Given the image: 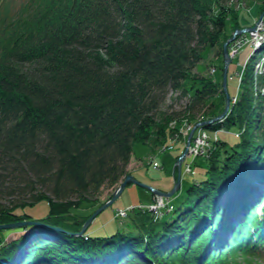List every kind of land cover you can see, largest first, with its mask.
I'll return each mask as SVG.
<instances>
[{
  "label": "trees",
  "instance_id": "1",
  "mask_svg": "<svg viewBox=\"0 0 264 264\" xmlns=\"http://www.w3.org/2000/svg\"><path fill=\"white\" fill-rule=\"evenodd\" d=\"M225 2L0 0V193H13L25 175L32 179L19 204H0V225L33 224L13 241L0 236V264L264 259V77L252 81L251 65L264 59V41L226 117L204 127L215 132L205 176L193 180L178 207L162 215L133 211L130 223H120L124 231L114 226L107 237L88 235L93 222L82 233L92 215L72 213L98 202L103 187L117 188L136 144L174 148L182 114L207 108L202 118L186 120L196 125L224 112L223 84L197 65L207 48L218 49L225 63L226 18L239 17ZM170 94L185 101L181 111L163 109ZM40 202L48 207L45 217L17 213ZM114 219H121L118 212L102 227Z\"/></svg>",
  "mask_w": 264,
  "mask_h": 264
},
{
  "label": "rangeland",
  "instance_id": "2",
  "mask_svg": "<svg viewBox=\"0 0 264 264\" xmlns=\"http://www.w3.org/2000/svg\"><path fill=\"white\" fill-rule=\"evenodd\" d=\"M226 2L225 3L227 4V6L232 7V9H234L235 12L239 14V17H237V19L235 20L233 18L231 19V16H228L226 18L227 23L229 24L228 25L229 28L227 29L229 33V40L234 35L235 30L239 29V25L242 27L241 29H248L252 26L251 22L253 20L255 19L260 20L261 15L263 16L262 19L264 18V12H261L262 10L261 7L262 4L264 3V0H226ZM236 38L241 40V38L242 39L246 38V34L244 35L238 34ZM218 51H219L218 49L207 48L203 53V60L197 65V70L201 75H204L206 77L210 76L218 83L223 84L225 63L223 64L222 59H219L220 56L218 54ZM250 54H251V49L249 47H244L240 51L239 55H237V57L233 59L230 66L228 67V72H227L228 95L232 99L235 96L239 95L241 92L239 79H241L242 74L240 73H242L244 63L246 62V58ZM198 72L192 71V74L194 75L195 73L197 74ZM251 88L253 90V94L257 93V84L256 86H254L252 83ZM213 101H215L218 104L219 100L217 97H213ZM231 101H230V105H231ZM184 103L185 101L179 102L175 99V95L170 94L166 103L163 106V109L164 110L173 109L175 111H181ZM233 103L234 102H232V104ZM206 112H207V108L204 109L199 108L196 112L193 113V116H191V114L189 115L186 113L184 115L182 114L180 116V119L182 121H186L188 118L191 117L192 119L198 120L202 118ZM232 130L237 131L236 128ZM203 132H205L208 135V137L211 139H213V137L215 136V132L212 130L204 129ZM219 135L221 136L222 139H225L231 145H234L238 141V138H236L235 136H231V135L225 136V134L221 132L219 133ZM184 150H185V146L183 144H179V142L174 143L173 150H169L166 152H162L160 149L152 148L149 145L136 144L134 146L132 161L128 166V171L132 170L134 173V177L143 184H146L151 187L154 186L157 189L169 193L174 188V173H175L174 168L178 160L177 158ZM185 158L186 159L188 158V154L186 155ZM153 161L158 162L159 166H155L154 163H152L151 166L150 164ZM184 165L185 163H182L180 188L177 189L176 193L172 197L168 198V200L163 199V197L159 198L160 199L159 201L163 200V202H161V205L163 207L161 211L158 212V214L162 215L163 212L170 210L172 204L173 206L178 207L185 200L188 187L195 181L198 182L202 180V177L205 176L207 162L204 156L196 160V163L191 167V172H186ZM175 177H177V173H175ZM23 178L24 181L22 183L20 181L19 182L17 181L16 183L12 184L14 185L13 187L15 190L12 191L13 193H6L5 189H1L0 204L8 207L15 204H19L26 194H30L29 189L31 186L30 183L32 179H29L28 177H26V175ZM4 179L5 178H3L2 176L0 177L1 180L0 185H2L1 182ZM123 181L124 179L122 178V180L116 185L117 188L115 189H118ZM26 186L29 188H27ZM21 189H25V190L20 192ZM34 190L33 191L36 192L40 189L39 187H36ZM113 191H114L113 187L112 188L103 187L99 191L98 202L85 204L82 208L72 210V213L74 215H77L78 217L93 215L100 208L99 207L100 205L102 206L109 201V198L112 195ZM15 193H17V195H14ZM22 193L25 195H21ZM153 200H154V196L150 191L137 188L134 185H128L127 188L122 193L121 197L117 199V201L112 206L102 211L95 218V220L87 230L88 235H90L91 237L110 236L116 232V230L112 231L114 226L117 227V230L124 231V227L120 225V223H124V222L130 223V218L133 217V213H129L130 216L126 219H120V220L114 219L115 222L114 224H110V228H104L102 227V225H107L109 222H111L112 218L115 216L117 210L119 209L123 210L128 207L137 205L140 202L147 204ZM17 213L20 215L26 213L31 215L34 219H40L41 217H45L47 215L48 207L44 202H40L33 207L24 210H18ZM23 228L24 227L16 228V229H8L4 232H0V236H4L8 240L13 241L24 234V231L22 232L18 231L19 229H23ZM231 259L232 260H229V264H264V259L259 260V259L247 258L241 255L238 256L234 255L231 257Z\"/></svg>",
  "mask_w": 264,
  "mask_h": 264
},
{
  "label": "water",
  "instance_id": "3",
  "mask_svg": "<svg viewBox=\"0 0 264 264\" xmlns=\"http://www.w3.org/2000/svg\"><path fill=\"white\" fill-rule=\"evenodd\" d=\"M253 29H242V30H237V32L235 33V35L232 36V38L230 40H228L224 46H223V55H224V60H225V68H224V82H223V88L225 90L226 93V105H225V110L224 112L217 117L214 120L211 121H205V122H201L198 123L193 130L190 132L189 137H188V141H187V145L189 146L191 143V139L192 136L194 134V132L196 131L197 128L199 127H209L211 126L214 122L221 120L223 118L226 117L229 108H230V97L228 95V90H227V72H228V67L231 63V59L228 53V46L231 42H233L236 38V34H242L244 32H249L252 31ZM188 153V147L185 149L184 153L180 156V158L177 160V163L175 165V170H177V179L175 180L174 183V188L171 192L169 193H162L159 191H156L154 188H152L151 186H148L146 184H143L142 182L136 180L133 178V176L131 175H127L124 178V181L121 183V185L119 186V188L116 190V192L113 194L112 198L106 202L104 205H102L85 223L84 228L82 230V233L87 229L88 226H90V224L94 221V219L105 209L109 208L110 206H112L117 199H119L122 195V193L124 192V190L127 188L128 185H134L137 188H141V189H145L150 191L152 194L154 195H158V196H162L164 198H170L172 197L175 193L176 190L180 188V178H181V167H182V162L185 159L186 155ZM29 225H33L31 222H16V223H10V224H2L0 225V230H8V229H16V228H21V227H25V226H29ZM37 225V224H35ZM57 231L59 229H56Z\"/></svg>",
  "mask_w": 264,
  "mask_h": 264
},
{
  "label": "built area",
  "instance_id": "4",
  "mask_svg": "<svg viewBox=\"0 0 264 264\" xmlns=\"http://www.w3.org/2000/svg\"><path fill=\"white\" fill-rule=\"evenodd\" d=\"M264 39V18L261 20H257L254 30L249 34V36H246V38H241L237 40V44L239 46H245V45H258L262 40ZM264 94V91H262ZM171 127L175 129L176 123H172ZM192 126L189 125L187 122H184L183 126L180 128V130L175 134L174 140H178L180 136H187L188 133L191 131ZM211 138L208 137V135L203 132L202 130H198L195 135L193 136L192 143L189 146L188 149V156L190 155L191 158L188 159L185 162V170L186 172H191V167L193 165L192 161L197 159L198 157L205 156L207 154V150L210 147ZM172 149V147H170ZM155 166H159V163H154ZM160 199L157 198L156 201L146 207L139 206V208H142L144 210H149L150 212H154V214L158 215V212L161 211L162 205L161 202L163 200L159 201ZM125 212H121L119 215L124 216Z\"/></svg>",
  "mask_w": 264,
  "mask_h": 264
},
{
  "label": "bare ground",
  "instance_id": "5",
  "mask_svg": "<svg viewBox=\"0 0 264 264\" xmlns=\"http://www.w3.org/2000/svg\"><path fill=\"white\" fill-rule=\"evenodd\" d=\"M261 11H263L264 12V3L262 4V7H261ZM261 14V13H260ZM256 19L255 20H253L251 23H252V26L250 27V29H254V27H255V24H256ZM235 34V33H234ZM234 45V46H233ZM251 46V45H250ZM252 47V46H251ZM243 49V47L242 46H239L238 44H237V42H231L230 44H229V46H228V53H229V56H230V59H231V62L233 61V59H235L236 57H237V55H239V53H240V51ZM252 49H254L253 47H252ZM254 51H255V49H254ZM223 52H224V50H223ZM251 55H252V52H251V54L246 58V62L244 63V66H243V70H242V73H240V74H242V76H243V73H244V71H245V69H246V66H247V64L249 63V60H250V57H251ZM251 65H252V68H253V72H252V81H253V79H257V78H260V77H264V59H261V60H259L258 58H254V59H252V63H251ZM255 70H257V71H255ZM202 157V156H201ZM191 158V156L189 155L188 156V159H190ZM192 163H193V165L196 163V161H192ZM185 167V166H184ZM155 169V168H154ZM156 170H158V169H156ZM128 175H131V176H133V178L134 179H136L135 177H134V173H133V171L132 170H130L129 171V173H128ZM127 176V175H126ZM125 176V177H126ZM124 177V178H125ZM177 179V177H175V180ZM137 180V179H136ZM180 180H181V178H180ZM180 183H181V181H180ZM152 188H154L156 191H159V192H162V193H167L166 191H163V190H160V189H157L156 187H152ZM116 190L117 189H114V191H113V193H115L116 192ZM113 195V194H112ZM158 196V195H157ZM158 197H162V196H158ZM163 199H166V200H168V198H164L163 197ZM241 220V219H240ZM240 221H238L236 224H238ZM229 236L231 235V234H228Z\"/></svg>",
  "mask_w": 264,
  "mask_h": 264
}]
</instances>
